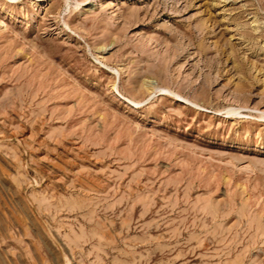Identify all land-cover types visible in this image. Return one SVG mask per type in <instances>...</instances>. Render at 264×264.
Instances as JSON below:
<instances>
[{
    "label": "rangeland",
    "instance_id": "rangeland-1",
    "mask_svg": "<svg viewBox=\"0 0 264 264\" xmlns=\"http://www.w3.org/2000/svg\"><path fill=\"white\" fill-rule=\"evenodd\" d=\"M0 264H264V0H0Z\"/></svg>",
    "mask_w": 264,
    "mask_h": 264
}]
</instances>
